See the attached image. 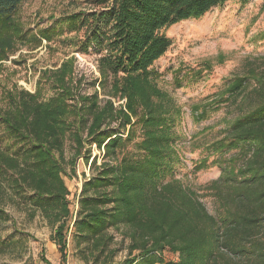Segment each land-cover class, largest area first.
Here are the masks:
<instances>
[{"label":"trees","instance_id":"1","mask_svg":"<svg viewBox=\"0 0 264 264\" xmlns=\"http://www.w3.org/2000/svg\"><path fill=\"white\" fill-rule=\"evenodd\" d=\"M27 1L0 0V67L20 48L38 49L45 41L50 49L58 43L72 53H93L98 76L81 73L72 57L40 72L34 93H3L0 217H10L7 206L32 220L43 217L54 227L64 264L69 237L85 264H264V58L248 62L247 75L213 100L218 106L241 99L240 117L211 145L223 156L237 151L216 163L225 162L210 188L217 216L176 178L182 110L159 86L155 68L172 46L164 30L229 0H88L89 9L35 33L19 19ZM47 86L53 95L45 98ZM206 114L207 106L198 118ZM67 142L75 152L70 160ZM81 158L91 176L83 175L73 211L65 178L76 176ZM112 230L122 243L129 240L121 262ZM166 251L177 260L166 261Z\"/></svg>","mask_w":264,"mask_h":264},{"label":"rangeland","instance_id":"2","mask_svg":"<svg viewBox=\"0 0 264 264\" xmlns=\"http://www.w3.org/2000/svg\"><path fill=\"white\" fill-rule=\"evenodd\" d=\"M84 9H89L88 0H29L18 15L24 26L35 33L55 24L64 15ZM163 34L171 39L172 46L155 64L161 74L158 83L182 110L176 128L181 138L177 148L182 164L175 166V175L197 192L209 214L217 216L219 208L210 188L222 177L220 164L225 162L216 163L234 157L237 151L223 156L214 153L211 145L223 139L225 129L240 117L241 99L237 104L229 99L218 106L213 100L225 95L236 78L247 75L248 62L264 58V0H229L204 17L178 23ZM75 35L68 34L64 38ZM71 51L58 43L50 49L45 41L38 49L20 48L0 67V101L3 93L13 88L34 93L40 72L54 69L72 57H76L81 73L98 76L93 53L83 56ZM52 95L47 86L44 97ZM206 106L207 114L200 120L198 116ZM65 152L68 160L73 159L75 152L69 142ZM95 156L100 165L103 156L96 147L93 148ZM205 159L206 166L195 171L196 165ZM70 171L68 167L69 174ZM83 175L89 178L91 172L81 158L77 162L76 176L65 178L73 211L78 208L76 202L82 191ZM5 211L10 217H0V264H47L44 260L49 264H64L53 241L54 227L47 220L41 216L32 220L14 207L7 206ZM111 233L116 237V247L121 249L115 261L121 262L128 255L129 240L122 243L117 231ZM69 242L65 264H85L70 237ZM163 258L175 261L178 257L166 251Z\"/></svg>","mask_w":264,"mask_h":264}]
</instances>
